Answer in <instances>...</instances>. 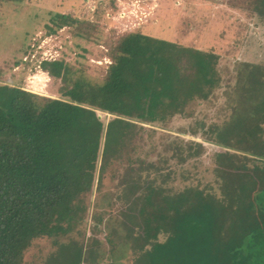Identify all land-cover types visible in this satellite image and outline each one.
<instances>
[{
	"label": "trees",
	"instance_id": "trees-1",
	"mask_svg": "<svg viewBox=\"0 0 264 264\" xmlns=\"http://www.w3.org/2000/svg\"><path fill=\"white\" fill-rule=\"evenodd\" d=\"M253 10L264 19V0H255ZM53 18L50 32L73 21L64 14ZM163 48L166 57L160 53ZM113 51L104 82L87 84L77 78L63 91L69 101L45 97L40 104L33 93L0 87V264H22L36 237L64 235L72 228L70 222L80 213L72 203L91 191L98 159L100 180L105 167L129 145L138 122L164 124L174 109L184 111L172 107L177 95L186 102L204 100L221 83L218 55L212 52L138 32L121 36ZM40 68L70 80L62 61L42 62ZM141 70L150 71L161 85H139L145 82ZM237 88L247 105L220 132L226 145L254 147L252 154L264 159V128L259 125L264 123V66L240 64ZM149 100L168 102L170 113L152 111ZM93 108L115 116L104 135ZM177 148L179 156L183 147ZM231 155L216 154L220 198L197 188L165 197L147 182L139 186L134 178L125 180L124 224L136 226L137 264H264V169L248 173ZM160 234L166 235L164 241H158ZM59 248L64 259L70 256L64 254L68 245ZM46 264H53L52 259Z\"/></svg>",
	"mask_w": 264,
	"mask_h": 264
},
{
	"label": "rangeland",
	"instance_id": "rangeland-1",
	"mask_svg": "<svg viewBox=\"0 0 264 264\" xmlns=\"http://www.w3.org/2000/svg\"><path fill=\"white\" fill-rule=\"evenodd\" d=\"M254 3L255 0H24L0 4V87L33 93L40 104L45 97L69 101L63 91L77 78L87 84H102L116 41L130 32L217 54L221 79L204 100L186 102L177 95L172 107L184 111L181 114L180 109H174L164 124L138 122L139 129L135 128L128 137L129 145L105 167L100 180L98 159L91 191L72 203L81 213H75L72 228L64 235L36 237L24 251L22 264H46L51 259L53 264H137L138 250L133 240L136 226L124 224L125 180L134 178L139 186L147 182L161 188L165 197L197 188L220 198L217 153L234 154L232 160L243 164L248 173H255L258 167L264 169V159L251 152L254 147L245 150L242 143L228 146L225 133L220 132L233 125L235 116L244 112L241 107L247 105V101L239 99V65L264 66V19L254 12ZM54 14L68 15L73 21L50 32ZM160 53L164 55L167 50L163 48ZM184 58L189 59L188 55ZM53 60L62 61L70 70L68 83L61 75L52 77L40 68L42 62ZM142 66L145 68V64ZM141 76L145 82L139 85L143 87L151 88L153 82L157 87L161 85L150 71L141 70ZM167 105L161 100L148 101L152 111L162 115L170 113L165 109ZM93 109L104 135L107 123L115 116ZM90 117L94 120L93 115ZM259 125L264 128L263 122ZM262 138L264 141V133ZM218 140L225 141L224 145ZM178 146L183 147L179 156ZM165 238L160 234L158 241ZM62 244L69 246L70 251L64 252L70 255L66 259L60 253Z\"/></svg>",
	"mask_w": 264,
	"mask_h": 264
},
{
	"label": "crops",
	"instance_id": "crops-1",
	"mask_svg": "<svg viewBox=\"0 0 264 264\" xmlns=\"http://www.w3.org/2000/svg\"><path fill=\"white\" fill-rule=\"evenodd\" d=\"M222 130H224V128Z\"/></svg>",
	"mask_w": 264,
	"mask_h": 264
}]
</instances>
